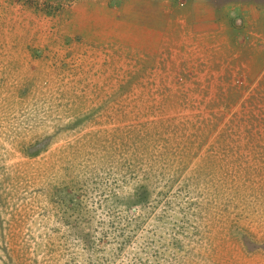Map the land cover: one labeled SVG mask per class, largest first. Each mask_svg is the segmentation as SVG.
Segmentation results:
<instances>
[{"label": "rangeland", "instance_id": "1", "mask_svg": "<svg viewBox=\"0 0 264 264\" xmlns=\"http://www.w3.org/2000/svg\"><path fill=\"white\" fill-rule=\"evenodd\" d=\"M125 1L0 0V264H264V0H161L232 37L179 99L101 37Z\"/></svg>", "mask_w": 264, "mask_h": 264}, {"label": "crops", "instance_id": "2", "mask_svg": "<svg viewBox=\"0 0 264 264\" xmlns=\"http://www.w3.org/2000/svg\"><path fill=\"white\" fill-rule=\"evenodd\" d=\"M195 7H197L195 11L198 14L199 6L195 5ZM172 10L173 8L161 0H127L125 3H113L111 6L102 4L97 14L101 16L102 12H108L112 18L111 30L106 34L101 32L103 35L101 37H106L107 40L110 36L111 43L116 41L122 46L135 50L136 55L143 56V64L136 70L140 71L142 67L144 68L147 84L156 83L162 87L169 86L170 88L180 85L175 87L173 94L177 97L181 94L179 92V89L182 88L181 84L192 81L193 72L187 74L191 72L188 69L192 70V67L196 65L191 62L196 52H198L197 60L200 52H204L205 49L212 48L210 50L216 51L223 49L232 37L221 26L222 23L215 20L214 16L210 17L204 14L197 16L196 14L188 17L180 12L174 15ZM216 31L222 37L218 34L216 36ZM235 41L238 42L236 39ZM239 57L240 55L234 59L238 61ZM129 62L131 61L129 60ZM131 63L130 66L134 70L136 62ZM200 63L207 65L209 62L200 61ZM233 67H237L235 62L233 65L229 63L227 68L231 82L239 80L241 76L244 80L247 79L245 77L247 65L243 71L235 74L231 72ZM220 68L221 70H219ZM220 68L218 66V70L222 72L225 67L221 64ZM197 82L195 81L193 85ZM177 111L178 109L175 112ZM179 112L182 113L181 110Z\"/></svg>", "mask_w": 264, "mask_h": 264}]
</instances>
